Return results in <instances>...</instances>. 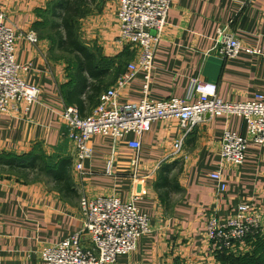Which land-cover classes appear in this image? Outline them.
I'll return each mask as SVG.
<instances>
[{
	"label": "crops",
	"instance_id": "1",
	"mask_svg": "<svg viewBox=\"0 0 264 264\" xmlns=\"http://www.w3.org/2000/svg\"><path fill=\"white\" fill-rule=\"evenodd\" d=\"M47 2L0 0L19 35L17 61L29 66L22 76L41 88L27 114H0V264H44V246L82 232L81 197L107 195L124 202L136 198L152 223L137 249L119 255L115 264H220L207 236L210 214L229 217L242 203L264 213V148L250 141L241 166L223 162L220 154L226 129L247 135L246 119L206 115L186 135L179 120H156L143 133L138 153L130 146L134 133L118 140L94 135L93 155L80 172L63 112L73 105L82 115L91 113L136 53L118 39L120 0H90L78 33L95 61L91 68L81 67L78 53L64 51L54 36L43 33L39 12ZM168 14L155 52L150 98L186 97L194 79L216 84L225 101L264 95V0H175ZM224 25L258 52L220 57L214 46ZM32 32L36 42L26 37ZM134 78L120 91V103L146 96L144 73ZM216 170L223 174L224 191L211 176ZM82 238L91 245L87 234Z\"/></svg>",
	"mask_w": 264,
	"mask_h": 264
},
{
	"label": "built area",
	"instance_id": "2",
	"mask_svg": "<svg viewBox=\"0 0 264 264\" xmlns=\"http://www.w3.org/2000/svg\"><path fill=\"white\" fill-rule=\"evenodd\" d=\"M174 1L120 0L118 39L135 51L136 59L128 63L116 83L100 95L91 113L82 115L73 105L63 112L69 125L67 135L75 142V166L80 172L84 171L85 162L93 155L90 141L94 135H109L118 140L134 133L137 137L130 142V146L138 153L143 133L151 129L152 122L163 119L179 120L186 135L206 115L243 116L247 121L246 136L228 129L224 132L220 154L225 163L243 165L250 141L264 148L262 94L244 102L225 101L219 97L216 84L194 79L186 97L172 96L156 100L147 95L156 48ZM5 10L0 3V114L11 111L27 114L31 105L38 102L41 88L22 76L29 66L17 61L19 35L9 23ZM218 32L214 52L220 57L234 58L242 51L258 52L246 46L228 25L220 26ZM26 37L37 41L34 32L26 34ZM139 72L144 73L146 96L138 102L120 103V91ZM182 146L183 138L175 144L177 153ZM111 163L112 160L110 166ZM137 165L138 159L134 158V168ZM211 176L218 179L220 190L224 191L226 184L221 170L212 172ZM80 208L84 224L82 232L44 246L40 251L44 264H115L119 255L134 252L139 239L152 230L150 218L141 212L136 198L124 202L117 195L82 196ZM263 214L253 203L239 204L235 212L226 218L211 213L207 221V236L215 244L216 252L237 250L248 239L264 234ZM83 234L89 236L91 245H86Z\"/></svg>",
	"mask_w": 264,
	"mask_h": 264
},
{
	"label": "trees",
	"instance_id": "3",
	"mask_svg": "<svg viewBox=\"0 0 264 264\" xmlns=\"http://www.w3.org/2000/svg\"><path fill=\"white\" fill-rule=\"evenodd\" d=\"M82 0H59L53 10V15L58 14L59 9H63V13L58 14L61 17V24L58 27H62L63 33L57 32L59 34L58 45L61 49L67 52H76L79 54L78 61L81 67L91 68L94 64V56L92 55L89 48L83 44L79 38V33L77 27L73 22L76 16L79 15V6ZM55 11V12H54ZM51 166L47 163V167ZM54 169H49L48 172ZM257 236L256 238H258ZM220 264H264V242L257 241L254 243V248L241 254L239 256L219 253L218 254Z\"/></svg>",
	"mask_w": 264,
	"mask_h": 264
},
{
	"label": "rangeland",
	"instance_id": "4",
	"mask_svg": "<svg viewBox=\"0 0 264 264\" xmlns=\"http://www.w3.org/2000/svg\"><path fill=\"white\" fill-rule=\"evenodd\" d=\"M58 1L59 0H48L47 5H46L47 6L46 10L39 12V15L44 20L43 33L54 36L56 41L58 40V38L60 36L59 34H57V32H59V33L61 32V34H62L63 30H64L62 27H58L61 24V17L58 14L63 13L64 12L63 9L60 8L59 9L60 11H58V14L55 15V13H54V15H53L52 8L55 9V6H56V4H58ZM89 1L90 0H82V2H81L82 4H80V6H79V11H80L78 14L79 16L78 17L76 16V18L73 21L77 27L78 32L80 29V25H79L80 20L85 16V14L90 9V7L88 6L90 4ZM259 240L264 242V234L260 235L258 238H255V239H248L246 242L248 246H247L245 251L243 250V251L239 252L238 250H227V251H224L223 253L239 256L241 254H244L246 252L251 251L254 248V243L259 241Z\"/></svg>",
	"mask_w": 264,
	"mask_h": 264
}]
</instances>
